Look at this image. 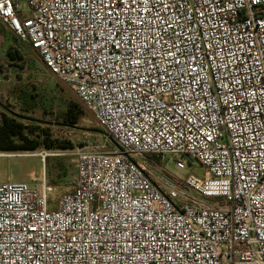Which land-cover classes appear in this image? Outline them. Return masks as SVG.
Wrapping results in <instances>:
<instances>
[{
  "label": "built area",
  "instance_id": "1",
  "mask_svg": "<svg viewBox=\"0 0 264 264\" xmlns=\"http://www.w3.org/2000/svg\"><path fill=\"white\" fill-rule=\"evenodd\" d=\"M0 27L115 144L58 199L0 183V264H264V0H0ZM148 154L205 172L163 192ZM30 155L57 153L0 150Z\"/></svg>",
  "mask_w": 264,
  "mask_h": 264
},
{
  "label": "rangeland",
  "instance_id": "2",
  "mask_svg": "<svg viewBox=\"0 0 264 264\" xmlns=\"http://www.w3.org/2000/svg\"><path fill=\"white\" fill-rule=\"evenodd\" d=\"M5 32L0 27V107L29 118L26 121L33 125L34 131L50 137L60 149H50L57 155L49 156L44 164L36 155L0 156V183L24 181L34 186H51L50 197L58 199L74 188L78 151H109L115 144L101 131L92 112L87 109L74 126H66L61 118L55 117V113L60 114L67 109L70 101L80 102L75 91L53 76L27 43ZM7 35L15 38L12 40L24 60L9 62L5 52L9 40ZM26 94L36 99L29 111H26L29 106L21 99ZM136 159L163 192L177 186L186 193L182 180L189 174L203 175L205 172L197 162L186 157L181 158L186 164L184 169H179L177 159L171 156L160 160L147 156H137Z\"/></svg>",
  "mask_w": 264,
  "mask_h": 264
},
{
  "label": "trees",
  "instance_id": "3",
  "mask_svg": "<svg viewBox=\"0 0 264 264\" xmlns=\"http://www.w3.org/2000/svg\"><path fill=\"white\" fill-rule=\"evenodd\" d=\"M8 37V47L6 49V55L9 58V62H14L16 59L24 60L23 56L16 47L14 41L9 35ZM11 39V40H10ZM30 46V45H29ZM15 63V62H14ZM12 63V64H14ZM43 63V62H42ZM44 64V63H43ZM45 66V65H44ZM24 104L29 106L31 109L36 103L35 96L26 94V96L21 98ZM1 106V103H0ZM5 108V109H4ZM0 107V150L6 152H24V151H36L41 148L46 149H60L50 137H43L39 133L34 131L33 125L27 123L26 120L29 118L24 115L17 114L12 110L4 107ZM84 106L79 102L75 103L70 101L66 110L62 111L60 114L55 113L56 118H61L66 126H74L77 123L78 118L84 114ZM53 115V113L51 112ZM102 132H104L101 129ZM105 134V132H104ZM114 143V142H113ZM147 157L159 160V157L155 154H148Z\"/></svg>",
  "mask_w": 264,
  "mask_h": 264
},
{
  "label": "crops",
  "instance_id": "4",
  "mask_svg": "<svg viewBox=\"0 0 264 264\" xmlns=\"http://www.w3.org/2000/svg\"><path fill=\"white\" fill-rule=\"evenodd\" d=\"M4 28V31H6L7 33H11L7 28H5V27H3ZM5 32V33H6ZM12 35H13V33H11ZM16 37V36H15ZM17 38V37H16ZM26 111H29V108L28 109H26Z\"/></svg>",
  "mask_w": 264,
  "mask_h": 264
}]
</instances>
